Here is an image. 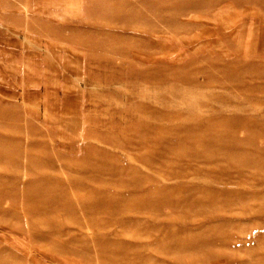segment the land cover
I'll list each match as a JSON object with an SVG mask.
<instances>
[{"label": "rangeland", "instance_id": "rangeland-1", "mask_svg": "<svg viewBox=\"0 0 264 264\" xmlns=\"http://www.w3.org/2000/svg\"><path fill=\"white\" fill-rule=\"evenodd\" d=\"M0 264H264V0H0Z\"/></svg>", "mask_w": 264, "mask_h": 264}]
</instances>
